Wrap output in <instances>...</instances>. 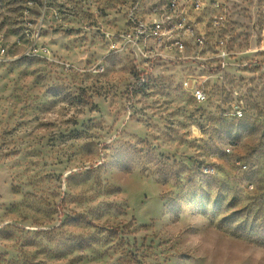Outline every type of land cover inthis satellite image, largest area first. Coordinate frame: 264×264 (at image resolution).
Masks as SVG:
<instances>
[{
    "label": "rangeland",
    "instance_id": "374dc122",
    "mask_svg": "<svg viewBox=\"0 0 264 264\" xmlns=\"http://www.w3.org/2000/svg\"><path fill=\"white\" fill-rule=\"evenodd\" d=\"M171 1L0 0V264H264V0Z\"/></svg>",
    "mask_w": 264,
    "mask_h": 264
},
{
    "label": "built area",
    "instance_id": "2783aa9c",
    "mask_svg": "<svg viewBox=\"0 0 264 264\" xmlns=\"http://www.w3.org/2000/svg\"><path fill=\"white\" fill-rule=\"evenodd\" d=\"M25 4L29 7L36 4L37 0H24ZM172 12H175L176 18L161 17L153 20L137 19L134 23L131 34L125 36L128 43H132L138 55L144 56L145 60H151L158 55L159 48L156 44L161 46L166 44L170 50L182 52L185 50L186 44L183 40V35L193 37L195 35L194 26L191 23V18L187 14V9H199L203 5V0H184L182 3L179 0H172L170 2ZM221 19L216 20V24L220 25ZM157 48V49H156ZM6 52L5 48L0 47V57ZM50 48L44 44L33 45L31 55H49ZM219 56V63L225 67L228 63L229 55L225 48H222ZM175 58H186L182 56H174ZM66 70H70L69 64L65 65ZM185 90L191 94L198 102H205L208 99L204 87V80L200 74L195 72H188L182 80ZM237 113L239 116L243 115V111L238 107Z\"/></svg>",
    "mask_w": 264,
    "mask_h": 264
},
{
    "label": "bare ground",
    "instance_id": "6f19581e",
    "mask_svg": "<svg viewBox=\"0 0 264 264\" xmlns=\"http://www.w3.org/2000/svg\"><path fill=\"white\" fill-rule=\"evenodd\" d=\"M31 51H32V50H30V52H29V53H31Z\"/></svg>",
    "mask_w": 264,
    "mask_h": 264
}]
</instances>
